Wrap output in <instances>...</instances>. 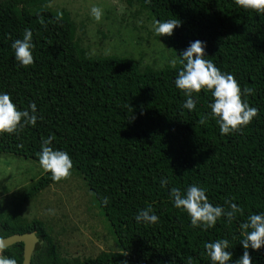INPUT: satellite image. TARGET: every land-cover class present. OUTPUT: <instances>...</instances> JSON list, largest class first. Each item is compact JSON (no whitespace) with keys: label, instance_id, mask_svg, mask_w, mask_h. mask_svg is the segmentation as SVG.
Wrapping results in <instances>:
<instances>
[{"label":"trees","instance_id":"16d2710c","mask_svg":"<svg viewBox=\"0 0 264 264\" xmlns=\"http://www.w3.org/2000/svg\"><path fill=\"white\" fill-rule=\"evenodd\" d=\"M51 1L0 2V93H8L19 110L37 106L35 126L0 134V154L40 164L42 137L55 135L50 147L71 157L70 176L82 177L117 251L65 258L46 223L22 216L29 201L57 183L45 171L21 197L0 206V239L35 233L43 243L31 264H187L188 257L191 264H212L204 244L227 239L229 264H236L244 253L239 225L250 214L264 213V13L235 0H125L154 23L181 21L172 36L161 37L176 66L155 68L132 57L86 55L69 12L53 11ZM26 28L34 44L28 67L11 47ZM196 40L206 45L205 58L232 74L242 90L254 89L243 99L258 115L240 131L221 134L211 116L210 91L193 94L194 110L183 107L187 96L175 84L179 55ZM193 184L206 189L213 206L227 209L228 200L244 215L231 222L221 217L207 230L193 227L171 196L172 187L184 193ZM149 206L158 222H137L138 212ZM248 251L252 264H264V248ZM0 254L22 264L23 245Z\"/></svg>","mask_w":264,"mask_h":264},{"label":"clouds","instance_id":"9594fccd","mask_svg":"<svg viewBox=\"0 0 264 264\" xmlns=\"http://www.w3.org/2000/svg\"><path fill=\"white\" fill-rule=\"evenodd\" d=\"M235 3L246 10L264 13V0H235ZM91 15L99 22L102 19L103 10L100 7L92 6ZM57 18H62V13H58ZM40 23L43 25V18ZM180 26V20L170 19L165 22L157 20L154 23V32L160 37L172 36L174 30ZM32 39V30L26 28L23 38L16 39L11 45L15 52V59L24 67L34 63ZM205 47L206 45L202 41L196 40L191 42L189 47L179 55L182 68L178 72L175 84L187 96L183 107L189 111L194 110L196 102L192 98L193 94L200 93L202 90L210 91L213 97V102L209 105L211 116L216 118L221 134L226 135L240 131L258 115V109L249 106L243 99L244 96L253 95L254 89L247 87L242 90L232 74L221 72L211 59L205 58ZM171 64L175 67L177 60L173 59ZM36 112L37 106L34 102L30 103L29 108L19 110L8 93H0V134H15L28 125L35 126ZM206 120L207 117L201 118L199 123L205 124ZM54 140L55 135L42 137V150L38 153V158L42 169L51 173L53 181L59 182L70 176L73 162L67 152L54 150L50 147ZM160 182L162 186H167L169 183L168 179L163 177ZM171 196L174 206L190 216L193 227L202 226L207 230L214 227L221 217H226L228 222H231L237 214L244 215L242 207L228 200L225 201L228 205L227 209L219 205L213 206L206 196V189L196 184L190 185L184 193L179 188L172 187ZM104 203H107V198ZM49 211L54 214L53 210ZM135 219L137 222L145 224L158 222V217L153 213L151 206L140 210ZM239 227L244 237L240 242L243 245L244 253L236 261V264H252L249 248L256 251L264 248V213L250 214L246 222H242ZM4 247L5 245L0 244V252ZM229 247L227 239H217L204 244L212 264H229L232 259V253L228 251ZM191 259L188 257L187 264H191ZM0 264H17V261L0 254ZM122 264H127V261Z\"/></svg>","mask_w":264,"mask_h":264},{"label":"rangeland","instance_id":"374dc122","mask_svg":"<svg viewBox=\"0 0 264 264\" xmlns=\"http://www.w3.org/2000/svg\"><path fill=\"white\" fill-rule=\"evenodd\" d=\"M48 6L53 11L69 12L76 24V39L86 55L132 57L155 68L175 59L162 36L155 34L154 21L138 15L137 5H128L125 0H52ZM92 6L103 10L101 21L91 15ZM43 173L40 164L0 154V206L21 197ZM84 185L82 177L76 175L51 184L21 213L28 220L46 223L60 254L68 259L117 251L114 237Z\"/></svg>","mask_w":264,"mask_h":264},{"label":"water","instance_id":"95a60500","mask_svg":"<svg viewBox=\"0 0 264 264\" xmlns=\"http://www.w3.org/2000/svg\"><path fill=\"white\" fill-rule=\"evenodd\" d=\"M22 243L23 245V260L22 264H31V258L34 254L36 246L43 243L35 233L14 234L0 239V244L5 245V248H9L15 244Z\"/></svg>","mask_w":264,"mask_h":264},{"label":"flooded vegetation","instance_id":"af4514ba","mask_svg":"<svg viewBox=\"0 0 264 264\" xmlns=\"http://www.w3.org/2000/svg\"><path fill=\"white\" fill-rule=\"evenodd\" d=\"M1 1H5V0H0V2H1Z\"/></svg>","mask_w":264,"mask_h":264}]
</instances>
